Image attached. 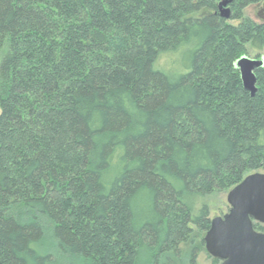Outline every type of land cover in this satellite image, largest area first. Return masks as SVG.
<instances>
[{"label": "trees", "instance_id": "trees-1", "mask_svg": "<svg viewBox=\"0 0 264 264\" xmlns=\"http://www.w3.org/2000/svg\"><path fill=\"white\" fill-rule=\"evenodd\" d=\"M260 2L0 0V264H198L203 199L264 171Z\"/></svg>", "mask_w": 264, "mask_h": 264}, {"label": "water", "instance_id": "water-1", "mask_svg": "<svg viewBox=\"0 0 264 264\" xmlns=\"http://www.w3.org/2000/svg\"><path fill=\"white\" fill-rule=\"evenodd\" d=\"M262 65V60L246 56L235 64L251 96L256 93L255 72ZM226 202L228 212L211 220L203 238L206 253L220 264H264V233L253 228L255 223L264 225V173L246 176L227 193Z\"/></svg>", "mask_w": 264, "mask_h": 264}, {"label": "rangeland", "instance_id": "rangeland-1", "mask_svg": "<svg viewBox=\"0 0 264 264\" xmlns=\"http://www.w3.org/2000/svg\"><path fill=\"white\" fill-rule=\"evenodd\" d=\"M244 16L250 18L256 23L264 22V2L261 0L260 3L248 6L244 11ZM235 24V23H233ZM249 59H255V55L248 56ZM184 59L183 52L177 54H164L161 55L158 60L156 67L170 73H184L182 67V60ZM264 173V171H259ZM227 192L219 193L213 196H209L203 199V204L207 205L210 210V220L217 217H223L229 210V206L226 202ZM261 233H264V225H261ZM196 235V234H195ZM194 247L198 248L197 263L198 264H213V258H211L205 251L204 247L199 246L198 238L196 240L190 239L186 244L182 245V256L185 255ZM47 252L49 250H46ZM53 253V252H52ZM51 264H64L63 260H59L56 254H53V262Z\"/></svg>", "mask_w": 264, "mask_h": 264}]
</instances>
